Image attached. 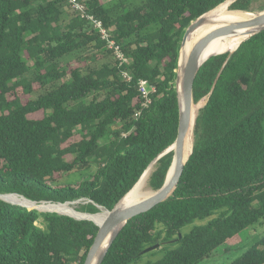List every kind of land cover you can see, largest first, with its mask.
<instances>
[{
  "label": "trees",
  "instance_id": "obj_1",
  "mask_svg": "<svg viewBox=\"0 0 264 264\" xmlns=\"http://www.w3.org/2000/svg\"><path fill=\"white\" fill-rule=\"evenodd\" d=\"M79 1L85 15L69 0H0V192L38 204L84 198L81 211L98 213L175 142L183 36L231 0ZM228 56L196 75L194 100H208L173 194L131 218L101 264H131L158 243L176 246L147 264H199L264 220V30ZM172 160L173 151L158 159L152 189ZM10 202L0 199V264H85L95 222ZM228 264H264V236Z\"/></svg>",
  "mask_w": 264,
  "mask_h": 264
},
{
  "label": "water",
  "instance_id": "obj_2",
  "mask_svg": "<svg viewBox=\"0 0 264 264\" xmlns=\"http://www.w3.org/2000/svg\"><path fill=\"white\" fill-rule=\"evenodd\" d=\"M234 1L236 0H233V2ZM236 10L247 11V10H239V9H236ZM205 14L198 17L195 21H193L190 24V26L187 28L183 36V39H182L180 60H179V67H178V76L176 80L179 104H180V121H179L178 136L175 142L171 146H169L164 152H162L150 164L152 165L156 163L160 157H162L166 153L173 151V160L168 170L163 186L157 190L153 189L154 191L143 200H140L137 202H128L127 201L128 195L136 188L138 182L140 181L142 177L141 176L140 179L136 182V184L116 203L113 209L110 210V209L105 208L104 206L98 205L99 208L102 209L103 207L108 212L102 224H98L92 218H78L71 214L60 213L58 211H51V212H58L60 214L69 215L77 219L92 220L99 226L98 234L88 252L87 258L85 260V264H101L107 254V251L110 245L115 240V238L118 236L119 232L127 224V222L131 218L149 211L157 204L169 198L173 194L175 188L178 185V182L184 170V166L190 157L189 156L186 161L183 160V147H184V141H185L186 135L190 128V123L192 119V108H193V104L195 103L194 82H195L196 75L198 73L199 68L211 56L217 55V54H223V53H216L211 56H206L204 55V51L213 39L230 33V30H223V31L215 30L213 32H208L202 35L201 37H198L197 39H195L196 32H197L196 30L199 28L200 25H202ZM237 26H240V27L247 26V28L249 29L247 33L250 34V37L263 31L264 30V11L260 12L256 17L250 20L239 23ZM250 37H248L247 39H249ZM239 46L234 51L228 52L229 56L233 52H235L239 48ZM183 62H184V69H183V76H182V82H181V87H180V81H181L180 69L182 67ZM195 125H196V120H195ZM150 165L148 166V168L150 167ZM0 199L10 202L4 198H0ZM34 202H37V201H34ZM67 202H70V201H67ZM67 202H58V203L64 204ZM10 203L27 207L25 205L15 203V202H10ZM101 212H98V213H101ZM92 214H96V213H92ZM181 236L182 234H180V237ZM175 240L176 239L171 240L169 242H174ZM159 245L160 243L154 244L146 248L144 251L145 252L151 251L159 247Z\"/></svg>",
  "mask_w": 264,
  "mask_h": 264
},
{
  "label": "bare ground",
  "instance_id": "obj_3",
  "mask_svg": "<svg viewBox=\"0 0 264 264\" xmlns=\"http://www.w3.org/2000/svg\"><path fill=\"white\" fill-rule=\"evenodd\" d=\"M233 1V0H231ZM258 13L252 12V11H238L234 9L229 8L228 3H224L223 5L219 6L218 8L210 11L209 13L205 14L203 18L202 25L199 26V28L195 31L196 32V38L201 37L202 35L213 32V31H223V30H230L229 34H225L222 36H219L215 39H213L207 48L204 51V55L211 56L216 53H226V52H232L234 51L245 39H247L250 34H248V28L247 26H237L239 23L250 20L254 17H256ZM183 69H184V62L182 63V67L180 69V87L182 82V76H183ZM195 113V110L193 111ZM192 112V115H193ZM192 123V119H191ZM190 123V128H191ZM190 128L188 130V133L186 135L185 141H184V147H183V160L186 161L188 157L191 154L192 151V145L190 143L191 137L188 136L190 132ZM156 163L150 165V167L145 171V173L142 175L140 181L138 182L136 188L128 195L127 201L128 202H137L140 200L145 199L149 194H151L153 191L150 189V187L147 185V181L150 178L152 172L155 169ZM1 195V194H0ZM12 196V195H11ZM17 198V197H16ZM15 198V199H16ZM17 200V199H16ZM16 200H12L16 203ZM77 202H67L65 204H51L50 211H58L60 213H66L71 215H74L76 217L81 218H92L94 220H97L95 214L92 213H79V211L76 209L75 205ZM80 203V201H79ZM21 204V203H19ZM23 205V204H22ZM34 209H39L43 211L38 205L33 206ZM101 209V208H100ZM102 213L103 217H99L98 219H101L102 223L107 216L108 212L105 210V208L102 207ZM46 211V210H44ZM72 213H79L78 214H72ZM88 216H85L87 215Z\"/></svg>",
  "mask_w": 264,
  "mask_h": 264
},
{
  "label": "rangeland",
  "instance_id": "obj_4",
  "mask_svg": "<svg viewBox=\"0 0 264 264\" xmlns=\"http://www.w3.org/2000/svg\"><path fill=\"white\" fill-rule=\"evenodd\" d=\"M227 3L229 4V8L232 9L231 6H232L233 1H229ZM263 5H264V0H255L253 2V4L251 5L250 10H247V12L252 11V12L259 14L260 12L264 11V9H260V7H262ZM103 97L104 96H100L99 93H93L88 97V100H90L92 98H96L97 101H99ZM207 100H208V97H205V98L201 99L200 101L195 102L193 104L192 112L195 110V113L193 112L191 128H190V132L188 134V136L190 135V137H191L190 143L192 145V149H193V144L195 141V134H194L195 120L197 118V115H198L200 109L207 103ZM82 176L85 177L86 173H82ZM149 180H150V178L147 181V185L150 187V189H152L150 184H149ZM152 191H154V190L152 189ZM0 194H1L0 198H4V199L9 200V201L17 199L16 200L17 202L19 201V203L27 206L30 209L35 208L32 206V204L35 203L41 209H43V211H40L39 209L36 208L40 212H51L50 211L51 204H63V203H55L52 201H43L44 203L40 202L41 204H38L37 202L29 200L28 198L24 197L21 194L18 195V194H14V193L12 194V193H2V192H0ZM79 201H80V203H79ZM73 202H77L74 205H75L76 209L79 211V213H82V212L88 213V212L81 211V206L87 204L89 202V200L82 198V199L74 200ZM44 210H46V211H44ZM101 211H103V210L100 209V212ZM85 216H88V214ZM94 216L97 217L96 218L97 220H101L98 218L103 217V213L102 212L96 213ZM200 223H204V221H195L193 224H200ZM193 224H190V225L184 227V229H183L184 232L190 231V229L193 227ZM262 236H264V220L261 223H258L255 226L248 227L245 230H243L242 232H240L238 235L233 237L229 242H227L223 246L219 247L212 254V256L210 258H207L203 262L201 261L199 264H228L232 260H234L236 257L241 255L243 252H245L252 245H254L258 240H260L262 238ZM175 246L176 245L174 243H164L161 245V247L159 249L155 248L151 251L143 253L138 259H136L131 264H147L148 262L158 261L164 257V254H165L167 247L169 249H172Z\"/></svg>",
  "mask_w": 264,
  "mask_h": 264
},
{
  "label": "built area",
  "instance_id": "obj_5",
  "mask_svg": "<svg viewBox=\"0 0 264 264\" xmlns=\"http://www.w3.org/2000/svg\"><path fill=\"white\" fill-rule=\"evenodd\" d=\"M69 1H70V3L72 4V6H73L76 10L82 12L83 15H85V12H84V5H83L79 0H69ZM88 17H89L90 19H92L93 21H95V23H96V27L101 31L102 36H103L104 38H109V34H108L107 30L102 26L101 21H98V20L95 19L93 16H88ZM109 44H110V46L113 47V45H114V41H112L111 39H109ZM117 49H118V47H117ZM118 55H119L120 57H124L123 54H122L121 52H118ZM140 87H141V91H142L145 95H147V94H148V89H147V82H146L145 80H142V81H141Z\"/></svg>",
  "mask_w": 264,
  "mask_h": 264
},
{
  "label": "clouds",
  "instance_id": "obj_6",
  "mask_svg": "<svg viewBox=\"0 0 264 264\" xmlns=\"http://www.w3.org/2000/svg\"><path fill=\"white\" fill-rule=\"evenodd\" d=\"M18 194V193H17Z\"/></svg>",
  "mask_w": 264,
  "mask_h": 264
}]
</instances>
